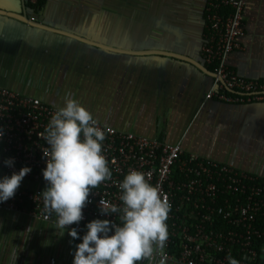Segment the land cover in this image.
Returning a JSON list of instances; mask_svg holds the SVG:
<instances>
[{
    "label": "crops",
    "instance_id": "obj_1",
    "mask_svg": "<svg viewBox=\"0 0 264 264\" xmlns=\"http://www.w3.org/2000/svg\"><path fill=\"white\" fill-rule=\"evenodd\" d=\"M204 4L46 0L35 14L24 0H0L1 10L117 48L147 51L98 48L0 14V85L57 106L71 94L104 124L179 142L185 153L264 177V100L205 98L213 74L200 54ZM242 20L243 35L226 64L245 78H264V0H246ZM165 52L188 57L209 72ZM61 231L23 212L0 211V264H73L82 241L71 237L69 229L62 236ZM47 242L52 249L48 257L42 249Z\"/></svg>",
    "mask_w": 264,
    "mask_h": 264
},
{
    "label": "built area",
    "instance_id": "obj_2",
    "mask_svg": "<svg viewBox=\"0 0 264 264\" xmlns=\"http://www.w3.org/2000/svg\"><path fill=\"white\" fill-rule=\"evenodd\" d=\"M35 2L36 0H31ZM246 0H207L206 32L200 48L202 59L212 65L213 81L205 98L227 103L264 100V78L238 75L226 64L228 54L239 46L243 35V8ZM230 11L222 13L221 7ZM57 105L0 85V178L28 166L12 198L0 201V211L23 212L56 225V214L45 212L40 193L48 186L43 149L49 147L44 134ZM106 132L103 153L112 178L92 189L83 208V219L75 228L78 236L87 232L93 219L120 224L119 213H102L100 201L123 206L118 187L130 169L150 175L171 203L167 220L169 239L165 264H264V177L232 164L194 153H185L179 142L170 143L100 121ZM13 160L11 166L5 164ZM114 231V229L112 230ZM111 234V233H110ZM157 256L152 264H158ZM54 262L53 259L50 260ZM145 264H150L144 260Z\"/></svg>",
    "mask_w": 264,
    "mask_h": 264
},
{
    "label": "clouds",
    "instance_id": "obj_3",
    "mask_svg": "<svg viewBox=\"0 0 264 264\" xmlns=\"http://www.w3.org/2000/svg\"><path fill=\"white\" fill-rule=\"evenodd\" d=\"M54 107L44 134H39L49 145L43 149L47 159L42 170L48 186L40 195L45 212L56 214V228L62 230V236L66 226L83 219L91 190L112 178L103 153L106 132L112 130L107 126L102 129L91 111L71 94L65 95L63 106ZM5 164L11 166L13 160L8 159ZM30 171L24 166L19 172L0 178V201L12 198ZM150 179V175L130 169L118 185L123 206L100 201L101 212L119 213L121 223L108 219L90 221L82 242L76 246L73 264H140L144 260L152 264L157 256L158 264H165L171 203ZM69 235L77 238L78 232L71 228ZM228 261L240 264L231 255Z\"/></svg>",
    "mask_w": 264,
    "mask_h": 264
},
{
    "label": "water",
    "instance_id": "obj_4",
    "mask_svg": "<svg viewBox=\"0 0 264 264\" xmlns=\"http://www.w3.org/2000/svg\"><path fill=\"white\" fill-rule=\"evenodd\" d=\"M0 14L4 15V16H7V17H10V18H13L15 20H18V21H20L22 23L27 24L28 26H31V27H34V28H38V29H44V30H47V31H50V32H55V33L62 34V35H65V36H69V37H71L73 39H76L78 41L87 43V44L92 45V46H96L98 48H104V49H107V50H110V51L120 52V53L147 54L146 50L145 51H135V50L131 51V50L121 49V48H117V47L110 46V45H107V44H103V43H100L98 41H95V40L86 38L84 36H81L79 34H76V33L72 32V31L44 24V23L38 21L37 19H34V17H33V19H30L29 16H27V15H23V14L20 15V14H17L15 12L5 11V10H1V9H0ZM165 53L167 55L169 54V56H173V57L175 56V57H178V58H185V59H187L189 61H192L202 71L209 72L205 66H203L202 64H200L198 62H195L194 60H190L188 57H184L182 55H179V54H176V53H173V52H165ZM212 74H213V72H212Z\"/></svg>",
    "mask_w": 264,
    "mask_h": 264
},
{
    "label": "trees",
    "instance_id": "obj_5",
    "mask_svg": "<svg viewBox=\"0 0 264 264\" xmlns=\"http://www.w3.org/2000/svg\"><path fill=\"white\" fill-rule=\"evenodd\" d=\"M205 4L207 2V0H204ZM46 0H36L35 2H32L31 0H24V5L27 9H31L34 11L35 14H37L45 5ZM204 4V7H205ZM230 11V8L228 6H222L221 7V12L222 13H228ZM37 19V18H36ZM204 19H205V14H204ZM206 21V20H205ZM205 32H206V26H205ZM205 35V33H204ZM210 69H213L212 65H209ZM79 239V241H82V237L78 236L77 237Z\"/></svg>",
    "mask_w": 264,
    "mask_h": 264
},
{
    "label": "rangeland",
    "instance_id": "obj_6",
    "mask_svg": "<svg viewBox=\"0 0 264 264\" xmlns=\"http://www.w3.org/2000/svg\"><path fill=\"white\" fill-rule=\"evenodd\" d=\"M16 90V89H15ZM18 91V90H17ZM20 92V91H19ZM41 96V95H40ZM50 244H51V242H47L46 243V245H44V247L42 248V249H44V255H46V257H48V254L47 253H49L48 251H51L52 249H51V247H50ZM38 249V248H37ZM42 257H43V255H42ZM45 257V258H46Z\"/></svg>",
    "mask_w": 264,
    "mask_h": 264
},
{
    "label": "flooded vegetation",
    "instance_id": "obj_7",
    "mask_svg": "<svg viewBox=\"0 0 264 264\" xmlns=\"http://www.w3.org/2000/svg\"><path fill=\"white\" fill-rule=\"evenodd\" d=\"M203 14H205V10L203 11Z\"/></svg>",
    "mask_w": 264,
    "mask_h": 264
}]
</instances>
